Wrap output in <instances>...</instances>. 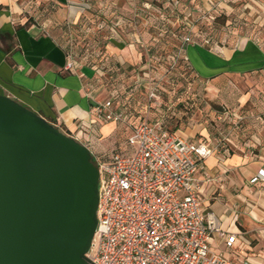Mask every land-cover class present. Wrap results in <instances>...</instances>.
<instances>
[{"label":"rangeland","instance_id":"obj_1","mask_svg":"<svg viewBox=\"0 0 264 264\" xmlns=\"http://www.w3.org/2000/svg\"><path fill=\"white\" fill-rule=\"evenodd\" d=\"M65 26L58 38L71 59L93 67L91 85L101 101L114 93L113 106L127 114L101 133V156L126 151L138 120H160L213 151L264 143V78H200L184 54L188 44L216 52L248 40L264 49V0H88ZM112 41L126 50L109 52Z\"/></svg>","mask_w":264,"mask_h":264},{"label":"crops","instance_id":"obj_2","mask_svg":"<svg viewBox=\"0 0 264 264\" xmlns=\"http://www.w3.org/2000/svg\"><path fill=\"white\" fill-rule=\"evenodd\" d=\"M87 1L0 0V95L64 128L101 155V133H110L115 123L94 120L91 107L102 101L91 85L93 67H78L58 38L65 24L78 20ZM107 49L126 50L115 41ZM184 54L200 78H264V49L253 41L216 52L188 44ZM69 61L71 70L66 68ZM258 145L256 150L213 151L195 175L203 211L212 212L221 229L236 235L229 250L216 237L212 248L232 259L246 256L253 264L264 263V182L250 181L264 172V143Z\"/></svg>","mask_w":264,"mask_h":264},{"label":"built area","instance_id":"obj_3","mask_svg":"<svg viewBox=\"0 0 264 264\" xmlns=\"http://www.w3.org/2000/svg\"><path fill=\"white\" fill-rule=\"evenodd\" d=\"M66 68L73 69V62ZM150 96L157 97L152 91ZM115 98L112 93L91 107L95 121L126 119L113 106ZM129 128L126 151L106 157L90 151L99 177L88 264H253L212 248L216 237L229 250L236 235L201 206L195 175L213 153L209 144L184 139L160 120H138ZM258 180L264 182V172L250 181Z\"/></svg>","mask_w":264,"mask_h":264},{"label":"water","instance_id":"obj_4","mask_svg":"<svg viewBox=\"0 0 264 264\" xmlns=\"http://www.w3.org/2000/svg\"><path fill=\"white\" fill-rule=\"evenodd\" d=\"M98 177L87 146L0 95V264H88Z\"/></svg>","mask_w":264,"mask_h":264},{"label":"trees","instance_id":"obj_5","mask_svg":"<svg viewBox=\"0 0 264 264\" xmlns=\"http://www.w3.org/2000/svg\"><path fill=\"white\" fill-rule=\"evenodd\" d=\"M115 100V99H114ZM119 104V103H118ZM127 115V114H126ZM164 125V124H163ZM166 128V127H165ZM92 160H93V158H92ZM94 161V160H93Z\"/></svg>","mask_w":264,"mask_h":264}]
</instances>
